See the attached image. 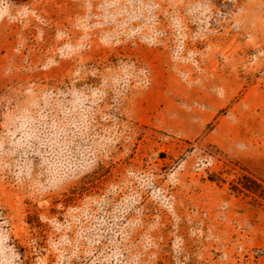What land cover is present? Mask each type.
<instances>
[{"label":"rangeland","instance_id":"374dc122","mask_svg":"<svg viewBox=\"0 0 264 264\" xmlns=\"http://www.w3.org/2000/svg\"><path fill=\"white\" fill-rule=\"evenodd\" d=\"M0 264H264V0H0Z\"/></svg>","mask_w":264,"mask_h":264},{"label":"trees","instance_id":"16d2710c","mask_svg":"<svg viewBox=\"0 0 264 264\" xmlns=\"http://www.w3.org/2000/svg\"><path fill=\"white\" fill-rule=\"evenodd\" d=\"M243 187H244V189H246V190H250L248 186H243Z\"/></svg>","mask_w":264,"mask_h":264}]
</instances>
